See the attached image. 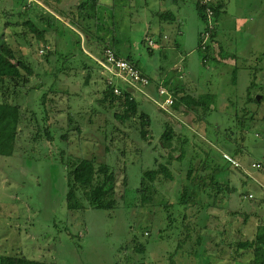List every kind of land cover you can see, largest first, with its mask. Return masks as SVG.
I'll list each match as a JSON object with an SVG mask.
<instances>
[{"label":"rangeland","instance_id":"374dc122","mask_svg":"<svg viewBox=\"0 0 264 264\" xmlns=\"http://www.w3.org/2000/svg\"><path fill=\"white\" fill-rule=\"evenodd\" d=\"M88 1L0 0V43L24 55L35 72L27 92L18 96L29 129L12 157H0V257L14 264H171L181 245L172 264H252L251 251L236 244L253 239L264 219V0H226L217 30L223 31L219 42L228 59L211 73L208 65L214 63H203L205 54L197 50L203 24L194 0L171 6L176 16L179 9L187 12L184 23L171 31L158 28L154 10L163 0H101L97 21L89 6L78 10ZM27 20L44 32L45 43L21 33ZM72 22L101 41L84 45ZM164 32L170 33L160 38ZM146 39L156 47H148ZM102 41L137 61L150 79L160 70L170 76L173 65L181 67L177 75L183 83L165 88L172 98V89H178L177 100L179 89L209 77L214 112L204 117L183 106L160 109L158 97L116 80L96 62ZM212 52L218 55V49ZM113 85L122 100L127 91L137 103V114L128 121L117 118L124 114L122 100H104L110 87L114 93ZM6 88L12 98L8 84L0 86V98ZM141 113L150 117L149 126L141 125ZM37 128L46 132L35 141ZM167 129L174 133L169 147L161 138ZM81 159L115 171V210L86 205L83 213L67 211L63 162ZM169 159L168 177L160 168ZM147 171L158 172L153 182L144 177ZM211 173L207 183L219 187L208 190L202 207L186 212L182 194L194 178ZM246 179L250 183L241 188Z\"/></svg>","mask_w":264,"mask_h":264},{"label":"trees","instance_id":"16d2710c","mask_svg":"<svg viewBox=\"0 0 264 264\" xmlns=\"http://www.w3.org/2000/svg\"><path fill=\"white\" fill-rule=\"evenodd\" d=\"M59 1V0H58ZM174 1V0H173ZM195 6L198 12V16L200 21L203 24V28L200 30L198 35V43L200 44V36L201 33L206 30V24H207V18L204 14V10L202 6L200 5L198 0H194ZM101 5V0H89L88 2L82 3L78 10L81 11L83 7L89 6L91 9H93L95 16L93 19H96L97 21V6ZM208 5L210 8H212V22L214 23V28L212 31H210V36L207 38L208 43L206 44L205 50L202 51L198 46L197 50L204 53L203 57V63H207L208 60H211L212 63H216V59L213 56V52H211L212 48V40L217 32V19L218 17L225 12L226 10V0H209ZM156 13V12H155ZM20 16H23L20 14ZM158 19V25L160 27L163 26H169L174 24L176 20V16L171 12H163V13H157L156 14ZM73 27H76L80 30V34L84 35V45L85 42L88 41L90 44V41L93 38L101 39L97 37L95 34H90V31L87 29H84L81 27L80 22L79 23H73ZM21 33L24 35L26 32L33 34L39 43L44 42V32L40 31L37 27H35L30 21H26L22 26ZM167 28V27H165ZM27 29V30H26ZM92 35V36H90ZM90 36V37H89ZM95 36V37H94ZM161 37V36H160ZM80 38V37H79ZM163 38V37H162ZM147 40V39H146ZM147 40V45L148 41ZM152 41V40H151ZM45 43V42H44ZM104 49L101 52V57L99 58L101 61L102 56H104V53L106 50H110L114 53L116 57H121L128 61L131 65H133L135 68L139 70V72L145 75L146 73L143 72L139 68V65L137 61L131 59V57H122L121 54L114 49V43L111 45L105 44L103 42ZM153 47H156L155 41H152ZM88 44V46H89ZM105 44V45H104ZM174 45V44H173ZM220 47V46H219ZM175 48V47H174ZM91 52L93 53V50L90 48ZM89 50V52H90ZM220 50L222 48L220 47ZM219 50V51H220ZM84 53V52H83ZM218 55H222L224 58L227 59V54L224 51L218 52ZM99 59H96L99 60ZM98 63V62H97ZM175 68V67H174ZM172 68L170 70V76H167L166 80H169L170 78L174 77L175 70ZM62 69V68H61ZM107 72V71H105ZM166 70H160L158 72V75L165 74ZM34 69L30 65V63L26 62L24 60V55H17L16 52L13 50L12 46L9 43L2 42L0 43V86L3 85H11L13 90L10 96H12L11 100L7 97L6 93H8V89H5V93L2 94L3 97L0 98V157H12L17 149L18 140H20L25 135V129H29V123L27 122L25 114L22 112L21 106L18 102V96L21 95V91L27 92L29 80L32 76H34ZM110 74L109 72H107ZM112 76V74H110ZM58 77V76H57ZM161 77V76H160ZM51 85H50V91L54 92L53 88V82H56L58 79L56 76L51 77ZM114 78V77H113ZM112 81H114V79ZM149 78V77H148ZM110 79V78H109ZM150 79V78H149ZM117 80V79H116ZM151 80V86L144 88L151 96L152 98H157L158 94L156 90H154L152 87H158L159 85L166 88L168 91L170 89L168 88L169 82L166 81L163 84L160 82L155 83V81ZM209 81H199L198 84H192L194 86H190L188 89L190 92H193L196 94V97L191 95L187 88L179 89L181 92V96L179 95V98L177 100V90L176 88L172 89L173 93V104L171 108L174 111H180L181 107H186L187 112L189 113L191 111L192 114H197L196 112H201V116H206L207 114H211L214 112V103H215V95L211 92V89H208ZM113 83V82H112ZM39 89L40 86L33 87V89ZM109 93L105 94L104 100H109L110 104L112 102L120 103L122 100L120 96H116L113 93V89L110 87ZM185 90V91H184ZM23 94V93H22ZM189 94V95H188ZM66 95V94H64ZM250 102H254L255 100L252 98L248 99ZM258 101V99H256ZM122 107L124 110L123 115L117 116V118L121 122L128 121L130 118H133L137 114V103L135 100L131 97L130 93L127 91L125 92V97L122 100ZM141 125L149 126L151 124L150 117L147 116L145 113H141L139 117ZM25 126L24 129H21V126ZM38 125V124H37ZM37 128L36 132H34L35 137L33 139L36 141L39 138H42L40 135V132L44 135L43 132H46V129H40ZM145 131H141V136L144 138ZM48 136V135H47ZM174 137V133L171 129H167L163 132L161 138L164 142L165 146L169 147ZM51 138V137H49ZM64 160H61V164ZM66 169H67V176H66V183H67V192L65 196L66 201V209L68 212L71 213H83L86 210L87 207L93 209V210H102V211H113L118 206V201L116 198L115 193V181H116V175L115 171L107 164H98L96 165L95 161L92 159H81L78 163H72L70 160H67L66 162H63ZM170 159L167 162L166 166H161L160 172L164 174V176H170L168 167H170ZM193 170H190L187 173V177L189 178L191 176V173ZM158 174L157 171H147L144 173V177H146L149 181L153 182L155 176ZM214 173H211L207 175L206 177H196L191 182V188L189 190H185V192L182 194L180 199V204L185 208V211L188 210L191 207L200 206L203 205V197L208 196L209 192L208 190H213L216 187H219L218 185L216 187H212L214 185L207 183L208 181H211L213 179ZM250 183L249 179H246L242 182L241 188H246L245 185ZM144 189L140 188L137 190L139 193H143ZM234 191H232L233 193ZM244 196H249L247 190L243 191ZM84 197V198H83ZM148 198H143V200H146ZM149 200V199H148ZM187 212V211H186ZM185 231H190L188 227L183 228ZM237 248L243 249L246 252H250L253 255L252 264H264V219L262 221V224L256 228V231L254 233V237L251 240L244 241L242 243L236 244ZM181 249V245L176 246V253L170 257V262L172 264L173 259L175 258V255L178 253V251ZM142 251V250H138ZM201 252V251H200ZM204 253V252H202ZM0 264H14L13 260L11 258L6 257H0Z\"/></svg>","mask_w":264,"mask_h":264},{"label":"built area","instance_id":"2783aa9c","mask_svg":"<svg viewBox=\"0 0 264 264\" xmlns=\"http://www.w3.org/2000/svg\"><path fill=\"white\" fill-rule=\"evenodd\" d=\"M200 5L204 10V14L207 18L206 30L201 33L200 36V49L205 50L206 44L208 43V37L210 36V31L214 28V23L212 22V8L208 5L209 0H198ZM148 46L153 47L151 40L148 41ZM98 64L107 72L112 74L117 80H121L128 86H132L134 90L143 92L144 88L151 86V80L142 75L137 68L131 65L128 61L121 57H116L114 53L110 50H106L103 56V61L97 60ZM114 93L119 95L120 91L118 87L113 85ZM159 101H155L156 105L162 109L166 110L173 104L172 96L167 92V90L159 85L156 88ZM259 167V165H256ZM255 166V167H256Z\"/></svg>","mask_w":264,"mask_h":264},{"label":"crops","instance_id":"0c3cea01","mask_svg":"<svg viewBox=\"0 0 264 264\" xmlns=\"http://www.w3.org/2000/svg\"><path fill=\"white\" fill-rule=\"evenodd\" d=\"M152 1V0H151ZM164 1V2H163ZM163 1H158V8H157V10L155 9L154 10V12H156L155 14H157V13H163V12H169V11H171L175 16H176V12H173V9H172V7L171 6H173V5H175L176 4V2H177V0H163ZM186 14H187V12L186 11H181L180 9L177 11V16H176V22L174 23V24H172V25H169V26H163V27H167L170 31L172 30V28H176V27H178V25L177 24H180L181 22L182 23H184V20H185V18L187 17L186 16ZM197 16H198V13H197ZM199 17V16H198ZM222 17L221 16H219L218 17V19H217V25L219 26V22L222 24ZM163 27H160V26H158V28L159 29H162ZM166 28V29H167ZM200 30L201 29H199V31H198V33H197V41H198V35H199V32H200ZM165 31V30H164ZM220 32H222L223 33V31H221V29H220V31H219V29L217 30V32H216V35L214 36V38H213V40H212V48H211V52L212 51H214L215 49L217 50L218 49V52H221V51H224L223 49V46H221V44H220V42H219V38H220V36L218 35ZM168 33H170V32H168ZM168 33H166V32H164V34H162L161 35V37H165ZM179 34H180V32H178ZM160 37V38H161ZM215 42L216 43H218V46L217 47H215ZM213 43H214V45H213ZM174 44V45H173ZM173 44H171V46H172V48H174V47H177L178 46V42H177V40L176 41H174L173 42ZM198 46H199V43H198V45H197V48H198ZM222 48V50H220V47ZM220 50V51H219ZM215 53V59H216V61L217 62H220L221 60H224L225 61V59L226 58H224L222 55H217V52H214ZM228 59V58H227ZM216 62V63H217ZM216 63H214V64H212V65H208V69H209V71H210V73L212 72L211 70H213V67H214V70L216 69V68H222V65H223V67L224 66H226V65H224V64H226L225 62H220V63H218V64H216ZM213 65H215V66H213ZM175 66L173 65L172 66V68H174ZM181 67H175L174 68V70H175V73H174V77H172V78H170L169 80H166V78H167V76H166V74L167 73H165V74H162L161 73V75H158L157 74V76H155L154 75V77L152 78V80L153 81H155V83H158V82H160L161 84H163L164 82H166V81H170L169 82V84H174V82L176 83V84H179L180 82L181 83H183V81H179V80H181V79H183V77L180 75L179 77H178V73L179 72H182V70L180 69ZM193 70V69H192ZM192 72V71H191ZM213 74H216V73H213ZM183 75V74H182ZM161 76V77H160ZM219 76H220V73H219ZM189 77H190V75H189ZM216 79H219V78H216ZM209 80V77H208V79L207 78H202V79H199V81H208ZM210 81V80H209ZM190 83H192V84H198L197 82H190ZM163 87V86H162ZM149 96L152 98V96L149 94Z\"/></svg>","mask_w":264,"mask_h":264}]
</instances>
